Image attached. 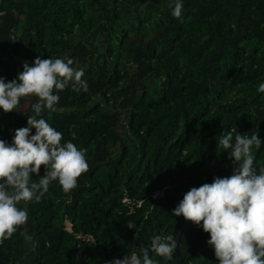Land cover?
Wrapping results in <instances>:
<instances>
[{
    "label": "trees",
    "instance_id": "16d2710c",
    "mask_svg": "<svg viewBox=\"0 0 264 264\" xmlns=\"http://www.w3.org/2000/svg\"><path fill=\"white\" fill-rule=\"evenodd\" d=\"M0 15V77L37 57L85 72L87 92L69 86L43 116L89 163L72 192L55 182L19 203L29 218L0 264H108L153 235L177 244L172 260L150 252L158 264H218L210 235L172 212L192 187L233 174L221 135L264 141V0H184L182 20L169 0H0ZM35 102L0 109V139L27 126ZM253 154L264 167V145Z\"/></svg>",
    "mask_w": 264,
    "mask_h": 264
},
{
    "label": "clouds",
    "instance_id": "9594fccd",
    "mask_svg": "<svg viewBox=\"0 0 264 264\" xmlns=\"http://www.w3.org/2000/svg\"><path fill=\"white\" fill-rule=\"evenodd\" d=\"M169 8L172 17L183 19L184 0H169ZM73 64L71 58L37 57L33 64H23L17 79L0 77V109L5 113L17 111L22 98H37L27 126L15 129L11 142L0 139V245L28 221L27 211L18 207L21 201L39 203L55 182L64 193H70L89 170L85 151L64 141L63 134L43 116L56 110L60 100L57 93L69 86L77 93L87 92V80L82 79L85 72ZM257 92L264 93V83ZM234 131L235 136L230 131L217 140V152L228 153L233 174L192 187L172 216H182L210 235L207 244L218 264H264V167L255 165L253 154L264 141L259 133L248 136ZM41 166L45 168L43 176ZM32 174L39 177L38 182ZM127 227L135 229L136 225L129 223ZM176 248L171 235H153L150 249L114 258L108 264H158L150 252L172 260Z\"/></svg>",
    "mask_w": 264,
    "mask_h": 264
},
{
    "label": "water",
    "instance_id": "95a60500",
    "mask_svg": "<svg viewBox=\"0 0 264 264\" xmlns=\"http://www.w3.org/2000/svg\"><path fill=\"white\" fill-rule=\"evenodd\" d=\"M19 15L17 14V22H16V26L18 25V22H19ZM16 26H15V28H16ZM15 32V29L13 30V33ZM13 40H14V42L16 43V38L15 37H13Z\"/></svg>",
    "mask_w": 264,
    "mask_h": 264
},
{
    "label": "crops",
    "instance_id": "0c3cea01",
    "mask_svg": "<svg viewBox=\"0 0 264 264\" xmlns=\"http://www.w3.org/2000/svg\"><path fill=\"white\" fill-rule=\"evenodd\" d=\"M0 16H1V15H0ZM2 16H3V15H2ZM16 27H17V26H16ZM14 29H15V31H16V28H14ZM12 32H13V31H12ZM14 33H15V32H14ZM14 33H13V34H14ZM13 37H15V36H13ZM0 59H1V58H0Z\"/></svg>",
    "mask_w": 264,
    "mask_h": 264
},
{
    "label": "rangeland",
    "instance_id": "374dc122",
    "mask_svg": "<svg viewBox=\"0 0 264 264\" xmlns=\"http://www.w3.org/2000/svg\"><path fill=\"white\" fill-rule=\"evenodd\" d=\"M176 182H178L179 180L178 179H175Z\"/></svg>",
    "mask_w": 264,
    "mask_h": 264
}]
</instances>
